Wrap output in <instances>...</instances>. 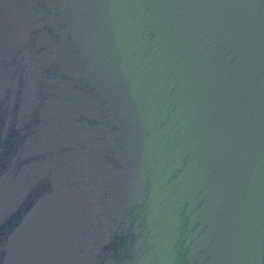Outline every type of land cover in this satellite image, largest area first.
Instances as JSON below:
<instances>
[{"label": "water", "instance_id": "obj_1", "mask_svg": "<svg viewBox=\"0 0 264 264\" xmlns=\"http://www.w3.org/2000/svg\"><path fill=\"white\" fill-rule=\"evenodd\" d=\"M0 264H264V0H0Z\"/></svg>", "mask_w": 264, "mask_h": 264}]
</instances>
